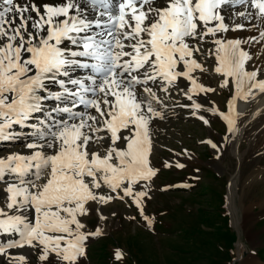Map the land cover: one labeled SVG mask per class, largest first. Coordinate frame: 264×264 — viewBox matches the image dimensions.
Returning <instances> with one entry per match:
<instances>
[{
  "label": "snow or ice",
  "instance_id": "1",
  "mask_svg": "<svg viewBox=\"0 0 264 264\" xmlns=\"http://www.w3.org/2000/svg\"><path fill=\"white\" fill-rule=\"evenodd\" d=\"M213 76L218 87L202 82ZM218 89L226 110L197 102ZM257 96L264 0H0V141L26 140L0 155V264H87L105 235L87 221L107 222L114 202L152 227L161 169L186 166L153 163L156 123L179 107L232 133L239 102Z\"/></svg>",
  "mask_w": 264,
  "mask_h": 264
},
{
  "label": "rangeland",
  "instance_id": "2",
  "mask_svg": "<svg viewBox=\"0 0 264 264\" xmlns=\"http://www.w3.org/2000/svg\"><path fill=\"white\" fill-rule=\"evenodd\" d=\"M212 79L213 87H218L216 78ZM48 86L58 90L55 84ZM228 96L227 90L218 89L197 102L226 110ZM175 101L190 103L179 96ZM200 114L209 119L208 125L191 116L188 109L177 107L156 136L159 150L153 163L159 167L165 160H179L186 166L162 168L155 180L157 191L145 209L154 217V225L147 226L135 206L120 202L105 206L107 222L95 214L87 221L90 230L99 224L105 233L88 245L87 264H241L249 255L255 256L257 264H264V129L247 115L240 121L245 135L235 147L233 141H227L226 122L208 112ZM208 140L217 144L218 150ZM25 141L0 143V155L26 151L20 147ZM185 149L188 155L183 154ZM235 175L236 212L229 197ZM194 182L190 189L159 190ZM112 211L115 216L110 215ZM117 249L124 252L120 261L114 259Z\"/></svg>",
  "mask_w": 264,
  "mask_h": 264
},
{
  "label": "bare ground",
  "instance_id": "3",
  "mask_svg": "<svg viewBox=\"0 0 264 264\" xmlns=\"http://www.w3.org/2000/svg\"><path fill=\"white\" fill-rule=\"evenodd\" d=\"M249 34H255V33H243V34H237V35H249ZM80 75H81L80 72L73 73V77L74 78H77ZM206 79H208V78H204L202 80V82L205 83L208 86L213 87V79L212 78L208 79V80H206ZM203 96L204 95H202L201 97L197 98V101H200V99H202ZM170 103H176V101L175 100L174 101H170ZM237 110L240 113V115L237 117V124H236L237 131L230 133V136L227 139L228 142H232L233 141L235 147H237V144L240 142V140L245 135V127H244V125H240V121L243 118L248 117L250 115L249 119L253 118V119L257 120L258 121V128L264 129V96H257L256 99L250 100L248 102H244V101L239 102ZM169 113H167V115H169ZM165 125H166L165 120L164 121H159L158 123H156V126H155V138L158 135L159 129L165 127ZM26 132H28V130ZM4 142H6V141H0V143H4ZM8 143H10V142H8ZM23 144L21 143L20 147L24 148ZM11 145L16 146L15 143H12V142H11ZM234 151L236 152V149ZM7 153H9V152L7 151L6 153H4L2 155H5ZM258 174H260V171L258 172ZM236 181H237V179H236V175H235L234 177L231 178V184H230V188H229L230 202H231V206H232L234 212H236V208L234 207L233 192H234V189H235V186H236ZM241 264H257L256 261H255V256H252V255L247 256L245 259H243Z\"/></svg>",
  "mask_w": 264,
  "mask_h": 264
}]
</instances>
